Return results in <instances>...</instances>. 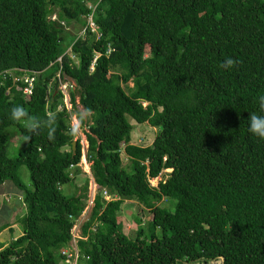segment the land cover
<instances>
[{
  "label": "trees",
  "instance_id": "obj_1",
  "mask_svg": "<svg viewBox=\"0 0 264 264\" xmlns=\"http://www.w3.org/2000/svg\"><path fill=\"white\" fill-rule=\"evenodd\" d=\"M89 14L98 33L81 34ZM226 58L237 63L223 68ZM34 73L26 95L12 75ZM67 81L72 110L81 115L79 95L87 113L98 184L77 264H264V140L248 121L264 114V0H0V186L22 189L26 209L23 233L0 243V264H67L89 199L59 89ZM14 106L54 114L55 138L43 128L24 143L30 133L11 119ZM130 119L158 129L150 145L131 143ZM16 134L22 149L10 158ZM72 182L77 191L66 194ZM125 201L138 205L132 235Z\"/></svg>",
  "mask_w": 264,
  "mask_h": 264
},
{
  "label": "rangeland",
  "instance_id": "obj_2",
  "mask_svg": "<svg viewBox=\"0 0 264 264\" xmlns=\"http://www.w3.org/2000/svg\"><path fill=\"white\" fill-rule=\"evenodd\" d=\"M79 28V25L73 24L68 29L76 31ZM78 31V30H77ZM146 53H149V50H146ZM63 85L59 86V89L62 91L64 95V103L66 108L69 111H72L71 114V125L72 127L77 122V113L76 111L72 110V106L70 104V97H69V89H74V83L72 81L63 82ZM76 102L78 104L76 110L81 114L84 115L85 119H88L87 113L85 109L79 104V95L76 97ZM149 102H144V105H147ZM131 124L138 125L133 132H132V140L131 143L135 145H150L156 134L157 130L150 125H139L134 120L130 119ZM88 131L87 125H82L81 131L76 134L75 140L78 139L81 141L82 145V158H81V171L82 174L78 176V183H83L88 179L89 181V199L87 200V207L83 212L82 216L79 220H77L76 226L72 229L73 237L78 238L81 235L80 227L81 225L88 219L91 213V209L93 207L92 200L96 193V188L98 184L96 183L92 173H91V163L87 160V150H88V140L86 138V132ZM15 132L13 128H9L6 130L7 135ZM16 133V132H15ZM8 144L6 146V154L10 158H14L19 155V151L22 149V141H20V135L16 134L15 137L8 136ZM141 140L143 142L141 143ZM171 171L165 170L164 173L168 174ZM20 177L23 183L30 189L32 187L30 172L25 165L20 166L19 169ZM166 177V176H164ZM76 182V183H77ZM150 182V181H149ZM153 186L157 185V179H154L150 182ZM63 190L66 194H73L77 191V187H75V183H68L64 185ZM23 190L17 187L13 182H8L6 185L0 186V243L2 244H10L15 238L20 236L23 233V228L21 224V217L26 213V209L23 207ZM21 197V198H20ZM105 197V196H104ZM106 199V198H105ZM139 213L138 205L133 201H125L123 205V209L121 212L122 220L127 223V227L130 231V234L134 233L135 226H134V218L133 214ZM145 219V216H144ZM8 226V227H7ZM11 230L10 228H13ZM75 244V242H73ZM221 260L210 262L209 264H220ZM178 264H205L200 262L195 263H184L181 261Z\"/></svg>",
  "mask_w": 264,
  "mask_h": 264
},
{
  "label": "clouds",
  "instance_id": "obj_3",
  "mask_svg": "<svg viewBox=\"0 0 264 264\" xmlns=\"http://www.w3.org/2000/svg\"><path fill=\"white\" fill-rule=\"evenodd\" d=\"M90 17H92V21L94 23L93 26L90 25V21H89ZM53 18H56V16H54ZM86 19H87V27L82 29L80 31V33L83 34L86 29H90L92 32L98 33L97 25L94 21L93 14H89L86 17ZM236 63H237V61L233 60L232 58H226L225 61L223 62V64L221 65V67L226 68V69H230ZM259 108H260V112L264 113V96L259 97ZM10 111H11V119L13 121L23 123L24 127L30 133V134L25 135L23 137L24 143L30 142L32 139V135L38 134V132L43 128L48 129L49 140H53L55 138V135H54L55 134V127H54L55 116H54V114L49 113L47 115L46 119H41L39 117L29 115V113L26 111V109L23 106H14ZM84 119H85L84 115H80L78 117L76 124L70 129L71 134L76 135L81 131ZM248 121H249V131L253 135H255L256 137H258L259 139L264 140V114H258L256 112L250 113L248 116ZM159 177H161V179H162V176H159ZM152 180H154V179H152ZM6 184H4V185H6ZM153 187H157V185L153 186ZM96 190H97V188H96ZM112 197H113V199H111V200L116 199L115 196H112ZM94 198H95V196H94ZM94 198H93V200H94ZM93 200H92V205H93ZM107 201H109V200H107ZM76 224L77 223H75L74 227L76 226ZM80 230H81V227H80ZM80 237H82V234L80 235ZM72 241H73V239H72ZM78 253H79V250H78ZM77 263H78V261H77Z\"/></svg>",
  "mask_w": 264,
  "mask_h": 264
},
{
  "label": "built area",
  "instance_id": "obj_4",
  "mask_svg": "<svg viewBox=\"0 0 264 264\" xmlns=\"http://www.w3.org/2000/svg\"><path fill=\"white\" fill-rule=\"evenodd\" d=\"M89 21H90V25L93 26L94 23L92 21V17L89 18ZM35 74L36 73H34L33 76L28 75V76H23V77H20V76L18 77L17 75H12L13 76L12 80L15 84H19L20 82L23 84H26L27 86L23 89V92L26 95H29L32 93V89H33V85H34V81H35ZM60 85H63L62 82H60ZM17 88L20 89V86ZM159 180H161V177L157 178V184H158ZM150 182H151V180H150ZM104 195H105V198L109 201L111 199H113V197L107 192H104ZM80 238H82V237H80V236L78 238L73 237V241L71 243L72 248L63 251V254L66 255V263L67 264H77V261L79 258V253H78V248H77L76 244H77V239H80ZM73 242H75V244H73Z\"/></svg>",
  "mask_w": 264,
  "mask_h": 264
},
{
  "label": "water",
  "instance_id": "obj_5",
  "mask_svg": "<svg viewBox=\"0 0 264 264\" xmlns=\"http://www.w3.org/2000/svg\"><path fill=\"white\" fill-rule=\"evenodd\" d=\"M73 156H74V153H75V150H76V140L75 141H73Z\"/></svg>",
  "mask_w": 264,
  "mask_h": 264
}]
</instances>
